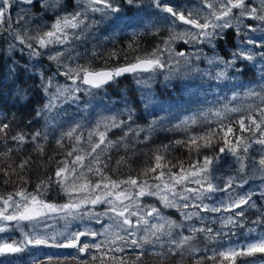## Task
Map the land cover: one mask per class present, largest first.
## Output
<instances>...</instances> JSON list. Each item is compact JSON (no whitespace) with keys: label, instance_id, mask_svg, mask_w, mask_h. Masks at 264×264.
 <instances>
[{"label":"snow or ice","instance_id":"1","mask_svg":"<svg viewBox=\"0 0 264 264\" xmlns=\"http://www.w3.org/2000/svg\"><path fill=\"white\" fill-rule=\"evenodd\" d=\"M125 2L136 5V0ZM150 7L153 19L144 31L158 38L155 47L131 62L97 70L80 62L87 53L79 47L100 22L119 19L118 0H0V57L9 61L7 77L13 81L16 100L30 104L29 89L16 83L15 57L26 55L31 68L21 67L39 81L43 103L36 116L45 121L43 130L14 131L16 115L0 113L3 183H12L13 176L21 182L12 192L0 194V264H19L17 254L30 246L70 249L74 254L30 253L27 264H146L150 256L160 264H180L185 257L193 264H237L238 259L241 264H257V256L264 261V232L223 248L198 246L201 241L235 235L234 229L245 226L246 213L252 209L257 216L249 233L264 229V0H198L195 5L151 0ZM229 30L238 42L222 55L221 41ZM128 47L136 51L138 45ZM91 55H97L95 48ZM111 55L118 58L115 51ZM42 57L55 64L51 75L40 68ZM246 65L257 79L234 83ZM126 75L139 91L136 101L125 96L123 107L105 105L107 114L101 113L87 128L69 113L73 105L77 112L88 111L100 91ZM161 80L165 88L184 81L190 96L193 86L197 92L204 89L216 95L211 102L205 96L202 103L211 105L207 109L175 117V123L167 120L170 130L182 132L184 138L146 155L137 176L113 179L108 174L111 152L121 148L135 152L136 145L146 144L166 120L159 113L171 115L173 106L155 94L154 85ZM229 83L231 94L220 93L221 86ZM137 107L147 114L146 126L136 122ZM233 115L241 135L234 133ZM213 121L217 128L190 131ZM58 129L57 146L64 148L70 142V150L55 161L54 174L39 179L29 191L23 173L34 161L24 156L25 146L32 145L43 157L44 144ZM115 130L122 135L110 139ZM245 132L251 137L242 135ZM221 142L214 155L202 152ZM177 147L195 152L198 159L188 167L173 164L170 157ZM116 163L119 167L127 158ZM256 180L260 181L256 190L237 191ZM56 190L66 198L64 203L46 199ZM257 192L259 204L253 199ZM50 221H63L64 230L56 231ZM13 232H19L21 239H13Z\"/></svg>","mask_w":264,"mask_h":264},{"label":"trees","instance_id":"2","mask_svg":"<svg viewBox=\"0 0 264 264\" xmlns=\"http://www.w3.org/2000/svg\"><path fill=\"white\" fill-rule=\"evenodd\" d=\"M71 2V0H70ZM176 5H195L198 0H166ZM121 5V12L117 14L119 19L107 18L100 22L97 28L94 30L92 37L84 44L80 45L79 51L82 53H87V56L81 59V63L85 65H90L94 69H105L113 66H118L131 62L133 57L137 54H143L151 51L153 47L159 42L157 37H154L150 33H145L144 26L150 19H153L149 15L154 10L150 7L151 0H136V5L129 6L125 0H118ZM99 19V17H97ZM51 23V19L47 20ZM134 33H137L134 35ZM163 35H167L166 32ZM238 42L234 33L229 30V33L225 40L221 41L225 51L221 52L222 55H227L228 52L232 51L234 45ZM132 44L136 51L130 49L128 46ZM182 46V45H181ZM6 47V45H5ZM96 49L97 55L92 56V50ZM117 53L118 58L112 57L113 52ZM127 57V59H125ZM15 59L18 61L17 64V78L16 83L23 84L24 87L29 89L28 95L32 98L30 104L21 105V103L16 100L13 89V81L11 78L7 77V65L9 61L6 57H0V113L7 114L11 116L13 113L16 115L17 119L12 121V127L14 131H25L28 133L35 132L37 130L45 129V121L41 117L36 116V110H38L43 103V98L41 93L37 90V84L39 81L35 76L29 78V71H26L21 65L28 66L31 68V62L28 57L16 55ZM40 68L45 72L46 75H51L55 70V64L48 61L46 57L41 58ZM257 79L256 72L246 65L245 72L237 76V80L234 83L247 84L249 81H254ZM60 82H64V78H59ZM184 81H173L172 87L165 88L161 80L160 83L154 85L155 94L159 97V100L165 105H172L171 115L166 112H160V116L166 117V120L162 123V126L153 133L151 139L146 143L137 144L135 147V152L128 151L127 153L123 148L120 150H114L111 152V160L109 163L108 174L112 176L113 179H126L128 176H137V174L145 167L146 155L151 156L152 153L162 144H167L170 141L176 139L184 138L182 132L171 131L172 125L167 123V120H173V122H178L175 117H183L190 114L191 111H197L201 108L207 109L210 107V103H202L207 97V101L211 102L216 93L206 92L204 89L196 91L193 86L192 92L194 95L190 96L189 91L184 89ZM198 83V82H196ZM232 84L229 83L227 87L221 86L219 89L220 93L231 94ZM127 99L136 101L139 96V91L134 82V79L130 75L122 76L119 78V83L107 87L106 91H100L93 101L92 107L86 112H77L76 107L73 105L68 109L69 113L75 116L76 119L81 120L87 128L95 120H97L101 113L107 114L105 110V105L108 107L119 108L123 107V100ZM199 101V102H193ZM245 103H251V101H245ZM218 106V105H217ZM93 109H95L93 111ZM146 113H143L140 107H137V124L140 126H146L148 121L145 119ZM233 121L234 133L235 135H241L239 132V126L235 123L236 116L230 117ZM31 120V126H28V121ZM228 123V121H225ZM218 126L213 121L210 124L201 123L200 125L194 126L190 131L191 133H200L202 130L208 128H217ZM59 135V129L56 133L50 134L48 142L44 144L45 154L41 157L38 153L33 150L32 145L25 146L24 156H31L33 158V166L30 171H26L23 175L28 179V184L26 187L29 191L35 189V185L38 183L39 179L46 178L54 174L56 167L55 161L63 158L65 150H70V142L65 143L64 148H60L56 144V138ZM122 133L119 130L109 133L110 139L118 138ZM245 137H251V133H242ZM232 138V137H230ZM222 146V142L219 144H214L212 149H202V152L207 155H214L218 152L219 147ZM258 147V146H256ZM121 157L127 158V163L120 164L117 167V161ZM20 157H15L16 162H19ZM173 164H179L183 162L185 167H188L190 163L197 160V154L195 152H189L185 147H177L172 156L170 157ZM230 159V158H229ZM174 172L177 168L172 169ZM4 176L0 173V194H7L12 192L16 185L21 183L16 176L12 177V183L4 184ZM260 184L259 180L250 181L248 185H245L242 189H237L239 192H244L247 190H256L257 186ZM49 201H55L57 203H64L66 198L56 191H52L46 197ZM257 200L258 204L261 202L259 198V193L253 197ZM174 217L176 214L172 213ZM257 211L252 209L246 213L245 226L241 228L234 229L235 235L230 237H222L218 241H201L199 247H204L205 245L209 248H223L230 245H234L237 241L243 242L246 238L255 237L258 232H264V229L257 228L256 231L249 233L248 229L254 227L251 221L256 219ZM178 218V217H176ZM53 224L56 231L64 230L63 221H50ZM94 227H99L98 225H93ZM75 227V225H73ZM214 228H218L219 225H213ZM227 232V229H225ZM15 235H11L13 239H21V234L19 232H13ZM12 233V234H13ZM7 235V234H5ZM30 253H38L40 256L44 255H66L68 253H73L74 250L70 249H55V248H31L25 253L17 254L19 258V264H27L30 260ZM175 259L178 258H174ZM146 264H160V261L154 257H148ZM174 264V262H173ZM180 264H193V261L188 257H185ZM205 264H215L213 261H205ZM228 264V262H224ZM237 264H241L240 260H237ZM257 264H264V261L257 256Z\"/></svg>","mask_w":264,"mask_h":264},{"label":"rangeland","instance_id":"3","mask_svg":"<svg viewBox=\"0 0 264 264\" xmlns=\"http://www.w3.org/2000/svg\"><path fill=\"white\" fill-rule=\"evenodd\" d=\"M11 235H15V234L14 233L13 234L11 233Z\"/></svg>","mask_w":264,"mask_h":264}]
</instances>
